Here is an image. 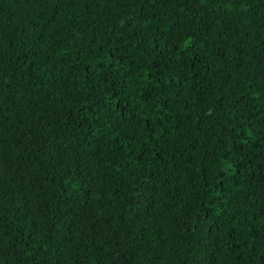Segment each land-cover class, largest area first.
Masks as SVG:
<instances>
[{"label":"trees","instance_id":"trees-1","mask_svg":"<svg viewBox=\"0 0 264 264\" xmlns=\"http://www.w3.org/2000/svg\"><path fill=\"white\" fill-rule=\"evenodd\" d=\"M0 264H264V0H0Z\"/></svg>","mask_w":264,"mask_h":264}]
</instances>
